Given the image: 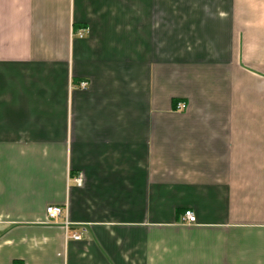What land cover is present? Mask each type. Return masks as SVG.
<instances>
[{"label":"crops","instance_id":"obj_1","mask_svg":"<svg viewBox=\"0 0 264 264\" xmlns=\"http://www.w3.org/2000/svg\"><path fill=\"white\" fill-rule=\"evenodd\" d=\"M0 264H264V0H0Z\"/></svg>","mask_w":264,"mask_h":264},{"label":"built area","instance_id":"obj_2","mask_svg":"<svg viewBox=\"0 0 264 264\" xmlns=\"http://www.w3.org/2000/svg\"><path fill=\"white\" fill-rule=\"evenodd\" d=\"M87 32H88L87 27H83V28L78 29L76 32L73 31L72 35L74 33V35L78 37H83ZM85 86H86V81H82L80 83V87L84 88ZM185 107H186V104L183 101H178L176 103L177 110H183ZM74 181L76 184L79 185L81 182L80 176H76L74 178ZM45 212H46L48 222L60 224L65 230L66 234H68V237L74 240L80 239V234L78 232H69L70 222L67 220L66 216H63L64 213H63V208L61 206L48 205L45 209ZM183 216H184L185 221L188 224H193L196 222V217L191 210H185ZM60 217H62L61 221H59Z\"/></svg>","mask_w":264,"mask_h":264}]
</instances>
